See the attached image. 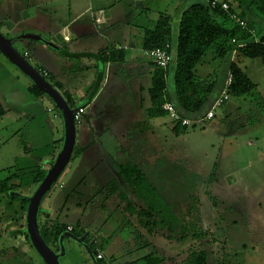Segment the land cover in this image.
Masks as SVG:
<instances>
[{
    "label": "crops",
    "instance_id": "0c3cea01",
    "mask_svg": "<svg viewBox=\"0 0 264 264\" xmlns=\"http://www.w3.org/2000/svg\"><path fill=\"white\" fill-rule=\"evenodd\" d=\"M217 1L228 4L236 13L243 15L250 33L249 38L242 41L243 43L248 44L261 40L264 36V17L253 8V0ZM32 3L26 5L28 9L32 5L33 8L41 10L42 6L45 5V0H32ZM191 3V1L182 0H87L86 9L77 14L73 13V16L70 13V11L73 12V9L69 7V14L66 17L53 18L42 15L38 21H29L18 32L13 29L5 32V38L12 40L14 47V42H16L18 47H15L16 50L27 59L33 68L39 73L44 72L54 84L62 88V93L69 94L73 106L70 108L71 110L75 111L77 107L84 110L79 124L80 128L76 131L75 141L76 158L78 161L80 160L77 168L82 173L74 181L71 180L73 182L70 184L67 196L55 199L59 204V208H56V210L54 208V211L45 210L42 212L41 219L39 217L40 224L48 223L49 217L53 216L52 223L57 221L68 228L77 229L80 233L84 232L88 234L89 242H93L94 240L97 241L96 234L106 228L109 217L105 216V212L109 211L108 208L111 213H119L118 209H120L122 213L120 214L125 217L120 226L129 223L132 232L138 236V240L135 241L134 237V242L127 240L125 244H121L119 247L121 253L111 252L107 257L106 250L111 249V244L117 232H111L106 238L99 239L98 243H101L112 236V239L107 242V245L101 251L105 264H143L141 259L146 255L156 251L165 253L158 247L156 238L159 235H148L145 230L138 226L136 218L131 217L126 212L124 199L120 198L121 195L125 197V200L134 204H138V201L133 191L122 183L120 167L134 165L158 193V186L164 183L158 181L157 172L160 169L167 170L170 164H173V156L168 157L170 149L165 148L166 143L169 141V133L166 130L164 136L160 135L156 128L150 130L151 158L147 162L150 165L147 171L143 167H145V151H148V144L137 143L141 142L142 131H137L135 137L130 140L125 138L126 132L132 129L138 121L136 120L138 119L136 118L137 111L143 110V105L146 102L143 98L144 91L147 92L151 104L149 89L154 69L151 61L144 56L142 46L144 33L153 30L158 20L163 16L169 18L172 34L173 23L176 24L177 32L180 17ZM28 16L32 18L30 13H28ZM18 35L40 37L53 45L54 48L35 40L18 39ZM170 44L173 48L172 35ZM236 53L237 50H234L230 55L217 59L216 55L210 52L205 56L202 63L197 66V78L211 81L215 86V91L210 100L211 105L207 110L201 112L200 108L192 114L186 113L188 115L185 114L184 119L194 123L203 119L211 110L214 101L223 90L225 74L228 72L231 63H237L239 70L254 86L250 93L238 98L240 100L259 98V103L262 104L261 106L264 109V87H261L262 83H259L260 76H264V55L259 59H249L236 57ZM109 56H112L113 59L107 60ZM0 57L4 58L1 54ZM4 59L14 69L13 72L7 75L11 81L20 83L14 72L18 70L6 58ZM172 60L173 56H171V62ZM219 68L221 70L220 74L216 75ZM2 70L7 71V68L0 61V71ZM169 77L172 82L171 88L168 89L167 87L166 91L168 96L176 102L172 73L169 74ZM142 80L146 82V86L141 84L143 83ZM20 84L24 89L23 92L31 96L29 89L32 83L27 79L25 86L22 83ZM124 91L126 92L125 97L122 95ZM32 98L30 101L25 98V100L27 99V106L21 108L11 106L10 110L17 113L15 115L17 121H22L25 118L27 120L36 118V123L40 122L44 127L48 119L44 118L45 113L51 115L58 113L54 112L50 106L46 107L42 97ZM47 100L53 105L49 99ZM0 104L2 106L1 100ZM31 107H33V110ZM222 107H220V114L215 113L216 109H214L213 118L210 120L203 119V123L214 121L217 116H219L220 122L229 119L232 121L235 114L240 112L237 108L230 114L226 107L224 109ZM4 110H6V113L1 121L9 115L8 111L10 110L7 108H4ZM48 110L52 112L49 113ZM147 110L148 118H159V116L149 115L150 109ZM130 113L134 115L131 116L130 120H127V115ZM160 117L168 118L166 114ZM42 119L45 120V123ZM56 119L60 120V115ZM60 123V126L55 125L54 128L57 130L60 127L62 142L64 130L61 121ZM164 127L171 130V126L165 125ZM123 129L125 130L122 133ZM34 132L36 131L32 130V133ZM169 132L171 135L172 132ZM34 140L35 138L32 139V141ZM40 141L41 138H39ZM7 143V141H3L0 145L1 156ZM159 164H161V167H159ZM0 171H3L2 168ZM66 172L68 174L69 170H65L64 175ZM113 184L117 186L116 193L110 192L109 188ZM111 202L113 205L108 204ZM67 205H72V208L77 212H69L70 209L65 207ZM128 216L131 217L129 221ZM48 225H51V222ZM19 233L17 232V234ZM164 242H166V245L173 244L167 241ZM141 251H144L143 255H139ZM183 259L177 260L175 264H179ZM90 264H93L91 260ZM163 264H167L166 254Z\"/></svg>",
    "mask_w": 264,
    "mask_h": 264
},
{
    "label": "rangeland",
    "instance_id": "374dc122",
    "mask_svg": "<svg viewBox=\"0 0 264 264\" xmlns=\"http://www.w3.org/2000/svg\"><path fill=\"white\" fill-rule=\"evenodd\" d=\"M86 2L87 0H45V5L39 10L32 5L28 9L26 5L33 4L32 0H0V34L6 37L5 32L11 29L18 32L29 21H38L42 15L53 18L66 17L69 14V7L73 9V12L70 11L73 16V13L77 14L86 9ZM28 13L32 18H29ZM172 28L174 48L175 23ZM14 44L18 48L16 42ZM2 58L0 57V61L7 68V71H0L2 106L9 110L11 106L18 108L27 106L25 98L30 101L33 96L23 92L24 89L21 87L20 83L25 86L26 77L19 71H14L20 83L11 81L7 74L14 69ZM220 71V68L218 72L215 71L216 75H219ZM170 77L167 78L168 89L172 83ZM142 81L141 84L146 86V82ZM259 83L264 87V76H260ZM122 95H126V92L124 91ZM44 97L42 98L46 107L50 106L54 112H58L49 103L48 98ZM211 97L212 95L206 100L201 112L210 107ZM143 98L146 100L143 110L137 111L138 121L126 132L125 139L130 140L135 137L137 131H142L141 142L137 143L148 144V151H145L147 161L145 159L143 167L147 171L150 168L147 162L151 158L150 130L156 128L163 136L165 130L169 133V141L165 148L170 149L168 157L173 156V164L171 163L167 170L160 169L157 172L158 181L164 183L158 186V194L171 206L172 212L180 211L188 220L194 214L199 233L205 234L202 241L188 238L183 243L172 245H166L158 236L156 238L158 247L165 252L167 264H175L177 260L185 258L190 251L201 249L207 252L211 264H264V109L259 103V98L240 100L231 97L224 107L230 114L237 108L240 111L235 114L232 121L229 119L220 122L217 116L216 120L201 125L192 123L180 137L170 135L171 130L167 128L168 131L164 127L165 125L170 127V120L167 117H147V109H151V104L146 91ZM31 109L33 110V107ZM220 109L217 108L215 113L220 114ZM8 114L3 121L0 119L2 132L0 145L3 141L8 142L2 156L0 152V169L3 170L0 171V182L9 173L22 175L31 171H45L55 162L63 144L60 127L57 130L54 128L55 125L60 126L61 117L59 120L45 113L44 118L48 119L46 123L42 119L45 123L42 127L40 122L36 123V118L17 121L15 119L17 113L10 110ZM132 115L134 114H128L127 120H130ZM79 124H75L76 131L80 128ZM32 130L36 132L32 133ZM79 164L80 160L78 161L76 154H73L65 169L69 170V175L67 172L64 175V170L57 183L43 198L40 212L59 208L55 199L68 195L70 184L82 173L77 168ZM26 178L27 175L22 177L23 180ZM32 192L33 189L22 194L30 199L35 191ZM12 194L14 193L11 192L10 195ZM16 200L10 199L7 195L0 197V264H44L24 239L22 231L26 233L27 209L23 216L19 211L18 214H14L20 204ZM108 204L113 205L112 202ZM65 207H68L71 213L77 212L72 205ZM108 210L105 212V216L109 217L106 228L96 234L98 241L106 238L111 232H117L111 249L106 250L107 257L111 252L121 253L119 247L127 240L134 242L133 237L135 241L138 240L129 223L120 226L125 219L120 209L119 213H111L109 208ZM130 219L128 216V221ZM53 220L52 216L47 222L52 224ZM63 246L65 255L59 259V264H90L87 252L82 246L68 239L63 242ZM52 250L56 254L59 253L55 247H52ZM143 252L141 251L139 255H143Z\"/></svg>",
    "mask_w": 264,
    "mask_h": 264
},
{
    "label": "trees",
    "instance_id": "16d2710c",
    "mask_svg": "<svg viewBox=\"0 0 264 264\" xmlns=\"http://www.w3.org/2000/svg\"><path fill=\"white\" fill-rule=\"evenodd\" d=\"M182 1H191L192 3L180 17L174 49L171 48L170 44L172 30L169 24V18L163 16L158 20L153 30L144 33L142 43L144 51L156 48L164 49L165 46L168 45V53L173 56V60L170 62L171 65L169 64L165 70H161L152 64L154 70L151 78V88L149 89V97L152 104L149 115L151 116H164L166 113L162 110V106L165 103H171L181 118L186 117V113L192 114L202 108L206 100H208L215 91V86L211 81L200 80L196 75L197 66L202 63L208 53L212 52L216 55L217 59H222L226 55H230L234 50H237L236 57L259 59L264 55V36L260 41L246 43V45L241 48H237L236 44L232 43L233 40H235L237 44L243 43L242 41L249 38L250 33L248 27L247 30H243L230 20L229 17L231 14H236L240 19H243V15L236 13V11L231 8L228 12L224 11L221 7V4L224 2L215 3V0ZM252 5L253 8L264 17V0H253ZM108 59L112 60L113 57L109 56L107 60ZM40 73L47 82L61 94L69 108H72L73 106L69 94L62 93V88L60 86L54 84L44 72ZM170 73L173 75L174 98L176 102L168 96L166 91V78ZM228 74L232 75V83L228 90L229 98H238L252 91L254 87L253 84L239 70L237 63L230 64L225 77H227ZM29 91L33 97H43L41 92L33 85ZM78 108L81 107H77L75 110ZM5 113L6 111L0 104V119ZM170 126L171 132L175 137L184 134L186 128H188L182 126L179 122H171ZM191 126L192 125L189 127ZM73 154H76V148ZM49 169L45 171H31L22 175H11L9 171H7L9 173L8 176L0 182V197L7 195L10 199H17L20 202L14 214H18L19 212L21 216L25 214L27 205L29 204V198L25 197L26 195L24 196L22 193L31 189H33L34 192L45 178ZM26 175L28 178L23 180L22 177ZM120 178L122 183L133 191L138 201V204H134L131 201L125 200V197L121 195L120 198H122V200L124 199L123 202L125 203L126 212L131 217L134 216L136 218L138 226L145 230L148 235L158 234L163 241L170 243H181L188 238L194 240L200 239L201 241L204 239L205 234L203 232L200 234L196 227L197 222L195 215L193 214L192 218L188 220L180 211H178L179 213L175 211L172 212L171 206L160 198L154 186L145 179L134 165L121 166ZM109 189L112 193H116L118 190L116 184H113ZM11 192L17 193L21 197L11 196ZM41 214L42 212H40L39 209L38 225L40 235L47 246L51 249L55 247L59 252L58 239L62 233L68 231V227L59 224L57 221H54L51 225H48L49 222L41 225L39 219ZM70 229L71 230L68 232L75 237L79 238L85 234L84 232H78L75 228ZM22 234L31 247L27 233L23 230ZM111 239L112 236L101 243L94 240L92 244L89 245L88 248L95 260L97 253H101L105 245H107V242ZM88 242L89 238L87 237L84 243L87 244ZM103 260L104 258L102 260H96V263L105 264ZM141 260L143 264H163L165 253L156 251L146 255ZM179 264L211 263L208 260L207 252L201 249L199 251H190Z\"/></svg>",
    "mask_w": 264,
    "mask_h": 264
},
{
    "label": "water",
    "instance_id": "95a60500",
    "mask_svg": "<svg viewBox=\"0 0 264 264\" xmlns=\"http://www.w3.org/2000/svg\"><path fill=\"white\" fill-rule=\"evenodd\" d=\"M18 39H31L41 42L50 48H54L49 42L34 35H21ZM0 54L25 76L43 96L51 101L62 118L64 130L63 145L59 155L52 167L47 171L45 178L37 187L33 196L29 199L26 213V233L29 237L31 247L44 264H59V259L65 255L63 241L68 239L82 246L86 250L91 262L97 264L88 248L92 242H88L87 244L84 243L88 234L78 238L67 232L62 233L58 239L59 253L56 254L45 244L39 232L38 212L43 197L49 193L52 187L57 183L73 156L76 141V126L73 119L74 110L69 108L61 94L14 48L12 40L5 38L2 34H0ZM12 196L21 197L16 193L12 194Z\"/></svg>",
    "mask_w": 264,
    "mask_h": 264
},
{
    "label": "built area",
    "instance_id": "2783aa9c",
    "mask_svg": "<svg viewBox=\"0 0 264 264\" xmlns=\"http://www.w3.org/2000/svg\"><path fill=\"white\" fill-rule=\"evenodd\" d=\"M217 2L218 1L215 0V3H217ZM213 5H214V3H213ZM221 7L226 12H228L230 9L229 5L226 3L221 4ZM229 18L236 25H238V27H240L243 30H247L248 26H247V22L245 20L240 19V17H238L236 14H231ZM232 43L236 44L237 48H241V47H244L246 45V43L237 44L235 40H233ZM168 49H169V46L166 45L164 49L156 48V49H151V50H145L144 56H146L151 61V63L153 65H155L157 68H159L161 70H165V69H167V67L169 66V64L171 62V55L168 53ZM231 83H232V75L228 74L226 77V80L224 82L223 92L221 93L220 97L214 103L212 109L206 114L204 119H207V120L212 119L213 118V110L220 108L225 102H227L229 100L228 90L231 86ZM162 110L167 114L168 118L172 122H179L182 126H185V127H189L193 123L189 120L181 118L171 103L163 104ZM48 112L51 113L52 111L48 110ZM83 113H84V110L82 108H78L77 110L74 111L73 119H74L75 124L80 123L81 116ZM53 117L57 118V117H59V115L54 114ZM203 122H204V120L202 119V120L194 122V123L200 124ZM70 230L71 229L68 228V231H70ZM102 259H103V256L101 255V253H97L96 260H102Z\"/></svg>",
    "mask_w": 264,
    "mask_h": 264
},
{
    "label": "clouds",
    "instance_id": "9594fccd",
    "mask_svg": "<svg viewBox=\"0 0 264 264\" xmlns=\"http://www.w3.org/2000/svg\"><path fill=\"white\" fill-rule=\"evenodd\" d=\"M43 76V75H42ZM59 114V113H58Z\"/></svg>",
    "mask_w": 264,
    "mask_h": 264
}]
</instances>
